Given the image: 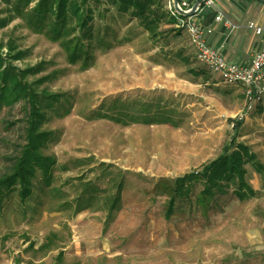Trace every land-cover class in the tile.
Masks as SVG:
<instances>
[{
  "label": "rangeland",
  "instance_id": "obj_1",
  "mask_svg": "<svg viewBox=\"0 0 264 264\" xmlns=\"http://www.w3.org/2000/svg\"><path fill=\"white\" fill-rule=\"evenodd\" d=\"M7 8L0 0V18ZM93 30V59L70 61L61 41L23 18L0 26V40L24 52L14 64H40L29 78L45 76L39 90L61 101L43 123L53 131L43 150L57 158L51 185L38 172L30 197L15 188L0 198V264H264V171L246 164L248 199L230 183L212 203L192 194L169 216L163 191V179L200 169L239 142L264 166V103L234 121L245 105L241 87L195 60L182 27L164 21L156 37L111 9ZM98 35L112 45H99ZM115 95H160L170 120L155 122L154 111L134 113L128 124L91 117ZM29 107L21 100L0 110V175L25 140Z\"/></svg>",
  "mask_w": 264,
  "mask_h": 264
},
{
  "label": "trees",
  "instance_id": "obj_2",
  "mask_svg": "<svg viewBox=\"0 0 264 264\" xmlns=\"http://www.w3.org/2000/svg\"><path fill=\"white\" fill-rule=\"evenodd\" d=\"M8 5L10 15L0 18V26L18 16L35 31L45 32L53 40L61 41L69 51V60L83 58L91 61L89 46L94 39L95 19H104L115 9L120 14H130L139 19L140 25L153 36L161 34L159 27L164 21L174 24L177 17L171 11L162 10L163 0H1ZM184 17V15H181ZM98 44L104 48L112 45L105 35H98ZM7 47V52L2 51ZM24 55L14 43L0 40V110L16 102L26 100L30 105L26 117L25 140L19 153L13 158L9 172L0 175V198L7 191L17 188L22 200L32 195L34 179L39 172L43 185L49 186L57 163L56 156L44 152L46 143L53 138V131L43 128L46 109L61 102L60 95L47 89L39 90L45 76L30 79L38 73L41 65L20 67L14 60ZM197 73V72H196ZM111 103H103L102 109L92 112L94 118H108L117 123L128 124L134 113L155 112L154 121L168 122L171 113L166 101L158 95L146 100L123 99L119 95L110 97ZM131 107L128 108L127 104ZM234 145V142H232ZM251 162L258 171H264L263 164L248 145L237 143L228 147L217 158L204 164L200 169L191 170L175 178H165V191L169 196V216L178 204L191 199L212 203L224 194L230 183H234L235 195L245 200L251 196L252 187L247 181L246 164ZM202 185L197 191L196 186ZM159 186V184H158ZM112 200V199H111ZM117 200V198L115 199ZM113 201V200H112Z\"/></svg>",
  "mask_w": 264,
  "mask_h": 264
},
{
  "label": "built area",
  "instance_id": "obj_3",
  "mask_svg": "<svg viewBox=\"0 0 264 264\" xmlns=\"http://www.w3.org/2000/svg\"><path fill=\"white\" fill-rule=\"evenodd\" d=\"M204 3L208 6H214L215 0H205ZM169 5L172 14L178 19L177 25L186 29L195 60L207 66L222 82L241 87L245 105L235 116L234 121H242L253 113L259 104L264 103V41L248 63L229 61L221 47H215L209 43V35L213 32L211 23L200 22L196 19L195 13L181 17V14L174 7L173 0H170ZM192 5L190 0L178 1L179 8L185 11L190 10ZM215 19L223 21L227 27L235 26V23L221 11L218 12ZM246 26L255 34L264 37V24H259L250 19ZM9 264L17 263L10 262Z\"/></svg>",
  "mask_w": 264,
  "mask_h": 264
},
{
  "label": "crops",
  "instance_id": "obj_4",
  "mask_svg": "<svg viewBox=\"0 0 264 264\" xmlns=\"http://www.w3.org/2000/svg\"><path fill=\"white\" fill-rule=\"evenodd\" d=\"M190 1L192 4L195 2V0ZM162 2L164 3L162 10L171 11L170 0H163ZM219 11L229 17L235 26L227 27L223 21H217L215 16ZM195 17L202 23L212 24L213 32L209 35V43L212 46L221 47L229 61L248 63L264 41L263 36L255 34L246 26L250 19L259 24H264V3L259 0H215L214 6H208L204 3L195 12ZM177 23L178 19L173 25L181 27ZM183 29L186 32V29Z\"/></svg>",
  "mask_w": 264,
  "mask_h": 264
},
{
  "label": "water",
  "instance_id": "obj_5",
  "mask_svg": "<svg viewBox=\"0 0 264 264\" xmlns=\"http://www.w3.org/2000/svg\"><path fill=\"white\" fill-rule=\"evenodd\" d=\"M178 1L179 0H173L174 2V7L176 10H178V12L181 14V15H184V16H188V15H192L194 14L200 7H202V5L204 4L205 0H195V2L193 3V5L191 6L190 10L188 11H185L181 8H179L178 6ZM261 2L264 3V0H259Z\"/></svg>",
  "mask_w": 264,
  "mask_h": 264
}]
</instances>
